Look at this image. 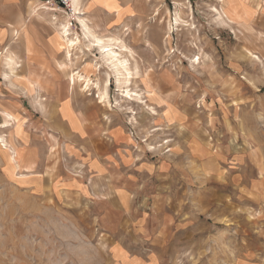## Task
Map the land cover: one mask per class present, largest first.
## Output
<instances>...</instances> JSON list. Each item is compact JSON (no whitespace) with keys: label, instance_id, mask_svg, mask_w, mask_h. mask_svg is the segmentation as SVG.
Segmentation results:
<instances>
[{"label":"rangeland","instance_id":"374dc122","mask_svg":"<svg viewBox=\"0 0 264 264\" xmlns=\"http://www.w3.org/2000/svg\"><path fill=\"white\" fill-rule=\"evenodd\" d=\"M70 2L68 10L43 0H0V25L16 32L28 21L44 31L52 23L64 57L67 25L79 41L71 60L65 57L72 98L87 112L93 136L125 142L124 153L160 163L159 174L130 181L131 202L99 220L109 207L102 194L108 180L88 191L52 187L57 160L70 169L75 163L70 151L61 157L57 115L37 114L26 126V118L4 112L12 119L0 116L7 125L0 127V264H264V0ZM79 17L131 51L139 75L129 88L149 109L124 98L112 75L106 80ZM9 56L0 63L4 76L12 73ZM14 62L15 76L46 77L52 88L64 76ZM73 72L82 78L71 84ZM104 87L109 103L98 98ZM147 89L155 95L145 96ZM48 103L55 112L58 100ZM30 143L34 162L16 169L10 156L25 155ZM118 217H125L121 225Z\"/></svg>","mask_w":264,"mask_h":264},{"label":"crops","instance_id":"0c3cea01","mask_svg":"<svg viewBox=\"0 0 264 264\" xmlns=\"http://www.w3.org/2000/svg\"><path fill=\"white\" fill-rule=\"evenodd\" d=\"M13 18L15 16L10 17L11 20ZM46 24L47 27L43 31L37 30L34 25L26 21L23 27L16 32H13L11 29L13 28L11 23L7 26L0 25V63L2 58L10 55L16 62H21L23 68L35 69V71L37 69L50 68L54 70V73L64 74V76H61L60 82L56 84V87L52 88L53 84H50V80L48 81L46 77L35 80L31 76L27 78L22 74L15 76V71L14 73H7L8 77L4 76L5 72L3 75L0 73V116H4V112H9L12 115L26 118V126H30L34 124L33 117L37 114L39 116L45 114L57 115V144L58 146L61 144L59 143L60 139L63 145L66 144L60 153L61 157L72 152L74 158L71 155L69 159L75 163L72 169H70L62 159L57 160L53 177L54 181L51 183L52 187L63 185L64 188L72 187L76 191H81L79 189L88 191L91 187L94 190V186L97 185V180L99 182L108 180V190L102 194L106 195L105 200L108 202L109 207L101 210L102 214L99 212L100 216L97 218L101 220L106 214L110 215L112 213L116 215L118 210H124L121 205L127 204V201L131 202V197L134 196V192L129 188L130 181H137L139 176H142L143 173L149 174L150 170L154 171V174H159L160 163L136 161L137 159L133 156L136 154L124 153L123 148L126 147L125 142L122 144V141L112 139V136H108V138L99 136L97 139L96 136H93L95 134H92L93 130L91 129V125H88L83 117L87 112L85 109L79 108L74 102V98H72L73 87H70L68 79L70 64L66 63L64 50L54 40L57 30L52 27V23L47 22ZM96 34L105 38L112 37L110 35ZM14 35L15 39H13ZM63 63L68 66L66 69L59 66V64ZM90 89L96 90V88L92 87L88 90ZM50 99L58 100L55 112L50 111L51 108L48 103ZM36 100L38 105L42 103V108L40 107L42 111H37L35 108L37 104ZM97 102L100 103L99 100ZM78 109L82 110L80 111ZM0 119L3 121L4 117ZM97 133L101 135L102 130H97ZM30 147L31 143L25 155H23V150L18 151L19 154L15 161H13L17 164L15 166L16 169H19L20 162L27 161L29 164L34 162ZM72 150L77 152L75 153ZM71 170L73 172L79 171V173H73ZM22 171L26 172L27 169L24 167ZM29 178L35 179L36 177ZM18 180H21V178ZM131 185L132 189H135L133 183ZM146 186L148 188L149 184ZM151 187L153 189L156 188L154 184ZM132 207L133 205L129 211L132 210ZM124 218L120 220L118 217L119 225H121Z\"/></svg>","mask_w":264,"mask_h":264},{"label":"bare ground","instance_id":"6f19581e","mask_svg":"<svg viewBox=\"0 0 264 264\" xmlns=\"http://www.w3.org/2000/svg\"><path fill=\"white\" fill-rule=\"evenodd\" d=\"M78 1L79 0H72V4H74L75 8L78 6ZM77 14L79 15L80 12H78ZM77 19H79V22L81 23V25L84 29L83 33H85L86 37L92 38V41H91L92 45L98 49V53L103 58V60H102L103 63H101V65L107 71V79L106 80L110 79L111 75H112V77L115 78V80L118 84L123 85V86L121 85L120 87L125 88V91H124L125 94L122 95L124 98H126L130 101H134V102L143 104V106H145L146 108L149 109L150 106H148L147 101H143L144 99L141 96V94H139L136 90L129 88L131 83H132V80H134L135 78L136 79L138 78L139 71L137 70V65L132 67L131 63L129 62V59L127 58V54L132 55L131 51L127 48V46L123 42H121L122 40L119 42L118 38L108 37V38L104 39V37H102V36L101 37L97 36L95 34V32L88 26V24L86 23L84 18L79 17ZM66 26L67 25H63L60 35L62 38L61 41L65 42V45H66V46H63V48L66 49L65 57H67L68 60H71L72 54H70V50H73V48H76L79 41L77 38L73 39L70 37L71 33L69 34L70 31H69L68 27H66ZM6 60H7L6 63L10 69L9 71L13 73L14 72L13 69L15 68V66H17L16 63L14 62V60L10 56L7 57ZM98 67H100V65ZM110 72H112L113 74H110ZM6 76L8 77L7 73L5 74V77ZM75 77L80 79V78H82V75L79 74L78 72H76V73L73 72V74L70 77L71 84L75 83V80H76ZM83 81H84V83H86L85 84L86 86H89V80L85 79ZM106 88H107V86H106ZM106 88L104 90L102 89V91L99 92L98 98L100 99L101 102L103 101V102L109 103V101L107 99L108 95L106 92L107 91ZM145 93H146L145 96H147L148 98H151L155 95L149 89H147ZM152 113H153V115L157 114L154 109H153ZM4 114L7 115V117L9 119H12V117L10 116L9 113L8 114L4 113ZM6 126L7 125H3L0 127L4 128ZM0 139L3 142V144L6 145L5 139L3 138V135L0 136ZM11 153H14V151L12 150ZM10 161H12V163H14L13 161H15V156L13 154L10 156Z\"/></svg>","mask_w":264,"mask_h":264},{"label":"built area","instance_id":"2783aa9c","mask_svg":"<svg viewBox=\"0 0 264 264\" xmlns=\"http://www.w3.org/2000/svg\"><path fill=\"white\" fill-rule=\"evenodd\" d=\"M43 1H44L45 4H50L51 2H53L54 4L57 5L58 8H63V9L66 8L68 10L70 9V6H71L70 0H43Z\"/></svg>","mask_w":264,"mask_h":264}]
</instances>
